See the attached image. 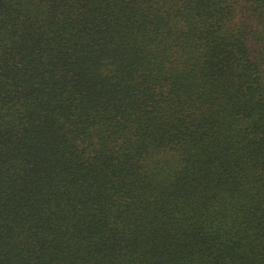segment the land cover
<instances>
[{
	"label": "trees",
	"instance_id": "1",
	"mask_svg": "<svg viewBox=\"0 0 264 264\" xmlns=\"http://www.w3.org/2000/svg\"><path fill=\"white\" fill-rule=\"evenodd\" d=\"M0 264H264V0H0Z\"/></svg>",
	"mask_w": 264,
	"mask_h": 264
}]
</instances>
